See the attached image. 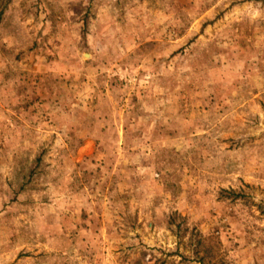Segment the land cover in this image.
Returning <instances> with one entry per match:
<instances>
[{
  "label": "rangeland",
  "instance_id": "374dc122",
  "mask_svg": "<svg viewBox=\"0 0 264 264\" xmlns=\"http://www.w3.org/2000/svg\"><path fill=\"white\" fill-rule=\"evenodd\" d=\"M0 264H264V0H0Z\"/></svg>",
  "mask_w": 264,
  "mask_h": 264
}]
</instances>
